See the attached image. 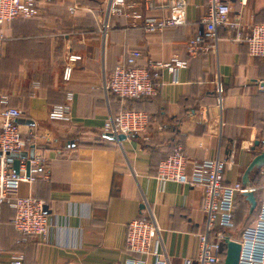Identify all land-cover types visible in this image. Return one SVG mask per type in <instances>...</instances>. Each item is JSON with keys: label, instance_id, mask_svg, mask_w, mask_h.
<instances>
[{"label": "crops", "instance_id": "crops-1", "mask_svg": "<svg viewBox=\"0 0 264 264\" xmlns=\"http://www.w3.org/2000/svg\"><path fill=\"white\" fill-rule=\"evenodd\" d=\"M72 1L77 6L73 13L68 5H43L37 17L2 26L0 102L6 103H0V113L7 108L22 112L16 124L28 144L21 161L32 156L43 161L30 169L34 182L8 194L42 201L49 234L47 240L37 237L17 245L19 236L7 223L12 213L0 209V264H10L12 252L23 254V264H119L135 257L124 238L127 224L140 218L153 220L160 229L170 264H185L192 236L204 224L201 189L176 182L161 186L156 166L180 146L187 174L194 162L232 158L224 182L242 184L247 166L264 150V61L250 58L247 47L228 40L223 29L215 49L187 55L186 42L206 13L205 0H187L186 23L153 35L128 28L125 18L106 20L108 0ZM126 2L148 16L167 15L166 10L147 11L142 0ZM229 5L231 16L241 10L238 0ZM241 11L245 24L264 25V0H247ZM136 49L143 59L186 64L175 75L160 72L154 98L120 102L104 85L116 64ZM69 55L81 60L64 82ZM67 94L72 97L70 120L52 121L50 109L65 104ZM123 108L147 114L150 125L123 142L109 140L103 126ZM29 132L34 140L27 138ZM42 173L47 180L39 178ZM247 181L260 187L259 169ZM251 233L252 224L238 227L232 236Z\"/></svg>", "mask_w": 264, "mask_h": 264}, {"label": "built area", "instance_id": "built-area-1", "mask_svg": "<svg viewBox=\"0 0 264 264\" xmlns=\"http://www.w3.org/2000/svg\"><path fill=\"white\" fill-rule=\"evenodd\" d=\"M147 11L166 10L167 15L148 16L137 11L135 4L126 0H108L105 17L125 18L129 20L128 28L140 29L144 34H160L169 29L178 28L186 23L185 11L187 0H142ZM206 13L199 21L196 33L186 42V53L189 57L205 54L216 48L218 30L230 31L233 35L228 40L244 44L250 58L264 60V25H247L244 23L242 8L247 0H238L241 8L235 16H231L230 0H205ZM68 5V11L77 10L72 0H0V27L4 22L15 19H29L39 14L41 4ZM72 3V5H71ZM106 24L104 28H106ZM4 37L0 33V44ZM80 56L69 55L67 66L62 71V79L68 82L72 75V65L80 61ZM144 60L143 64H139ZM186 63L180 61L173 65L156 61L151 58L143 59L138 49L131 50L125 59L118 62L105 82L104 91L118 99H136L153 97L160 84V72L167 70L176 74L178 67ZM217 103L221 105L222 87L216 83ZM71 94L66 95V103L56 105L49 111L52 121L68 122L70 120L69 103ZM0 103H6L1 100ZM22 112L14 108H7L0 113V206L7 204L14 216L11 223L14 229L25 238L48 239L49 223L44 212V203L32 196L11 197L8 192L17 190L23 183H32L35 177L21 174L25 162L20 161L19 174L12 171L14 158L24 151L28 140L22 137L16 121ZM148 128V115L137 111H121L110 117L103 126V132L112 135L122 134L131 136L144 134ZM27 138L34 140L35 136L29 132ZM30 169L43 165L41 158L34 157L29 161ZM233 165V160L215 158L194 162L191 172L186 173V160L180 147L162 160L157 167L156 180L163 186L166 182H176L192 188L201 189L204 215L202 230L193 235L192 252L185 264H222L225 256L224 240L230 239L240 245L238 264H264V167L259 169L262 179L260 187L243 186L239 181L224 182V173ZM47 180L46 174L39 176ZM246 193H252L256 200L255 217L251 235L244 234L239 239L230 236L236 212V199ZM244 197V196H243ZM124 243L126 250L135 255L119 264H170L166 256L161 239V231L153 220L134 219L126 226ZM23 258L19 254L9 256L10 264H22Z\"/></svg>", "mask_w": 264, "mask_h": 264}, {"label": "water", "instance_id": "water-1", "mask_svg": "<svg viewBox=\"0 0 264 264\" xmlns=\"http://www.w3.org/2000/svg\"><path fill=\"white\" fill-rule=\"evenodd\" d=\"M260 87L264 89V81L261 82ZM17 122V121H16ZM104 137H106L109 140L116 141V142H123L126 140L127 136L118 134V135H112V134H105ZM1 156V155H0ZM14 158V161L12 163V171L14 174H19V166L21 159H24L25 156L23 153H20L18 155H10ZM33 159V156L25 160V175L26 177L30 174V164L29 161ZM264 167V150L257 154L252 161L247 166L243 177H242V185L248 186V176L256 169H260ZM246 202L249 204V214L253 213L256 207V200L252 193H246L243 195ZM44 212L46 213V210L44 208ZM224 246H225V256L222 264H238L239 259V253H240V245L238 242L225 239L224 240Z\"/></svg>", "mask_w": 264, "mask_h": 264}, {"label": "trees", "instance_id": "trees-1", "mask_svg": "<svg viewBox=\"0 0 264 264\" xmlns=\"http://www.w3.org/2000/svg\"><path fill=\"white\" fill-rule=\"evenodd\" d=\"M43 5H57V4H55V3H50V4H41L40 6H39V8L41 7V6H43ZM37 17V16H36ZM33 18H35V17H33ZM29 19H32V18H29ZM22 20H24V19H22ZM12 21V20H11ZM8 22H10V21H8ZM6 22H4L2 25H1V27H0V33H2V26L5 24ZM227 32H229V35L231 36V35H233V33L232 32H230V31H227ZM200 55H202V54H200ZM200 55H197V56H200ZM196 56V57H197ZM256 59H259V58H256ZM259 60H262V61H264L263 59H259ZM112 97H114L116 100H118V101H120V102H126V101H137V100H141V99H152V98H154L155 96H153V97H140V98H136V99H124V100H121V99H118L117 97H115L114 95H112V94H110ZM121 111H138V110H133V109H126V108H123V109H121L119 112H121ZM118 112V113H119ZM139 112V111H138ZM118 113H116L114 116H116ZM149 125H150V117L148 116V127H149ZM177 147H180V146H176V147H174L173 149H172V151L169 153V154H167L165 157H163V159L162 160H164L165 158H167L170 154H172V152L174 151V149L175 148H177ZM181 148V147H180ZM182 149V148H181ZM161 160V161H162ZM160 161V162H161ZM159 162V163H160ZM157 167H158V164H157V166H156V170H157ZM236 206H237V208H236V212H235V217H234V220H233V228H232V230L229 232V234H230V236H232V231L234 232L238 227H248V226H250V224H253V221H254V217H255V212L253 211V213H251V214H249V209H248V206H247V202L245 201V198L243 197V196H238L237 197V199H236ZM7 209V210H9L12 214H11V218H10V221H8L7 223L10 225V227L15 231V232H17L15 229H14V227H13V225H12V223H11V220H12V218H13V216H14V213H13V211H12V209H10L9 208V206L7 205V204H2L1 206H0V209L2 210V209ZM4 224V222H1V220H0V225H3ZM17 234H18V236H19V239L17 240V242H16V244L17 245H22L23 243H25L27 240H29V239H31L30 237L29 238H23L22 236H21V234L20 233H18L17 232ZM13 254H19V255H21L22 256V258H23V261H22V264H23V262H24V257H23V254L22 253H20V252H12Z\"/></svg>", "mask_w": 264, "mask_h": 264}]
</instances>
